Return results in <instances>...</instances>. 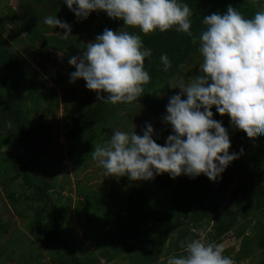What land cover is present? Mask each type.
Returning a JSON list of instances; mask_svg holds the SVG:
<instances>
[{
    "label": "rangeland",
    "instance_id": "1",
    "mask_svg": "<svg viewBox=\"0 0 264 264\" xmlns=\"http://www.w3.org/2000/svg\"><path fill=\"white\" fill-rule=\"evenodd\" d=\"M183 2L192 11L194 35L203 29L204 16L223 14L228 6L246 18L264 6V0ZM48 16L67 22L71 37L46 26ZM123 28V21L104 12L78 20L63 0H0V39L39 83L19 96L0 94V264H71L39 233L36 215L44 201L24 185L11 157L51 199L42 227L86 264H166L168 257L184 254L181 241L193 239L222 244L235 264H264V136L249 138L213 108L214 119L228 131L230 153L243 149L215 182L166 173L151 181H117L91 158L113 131L142 136L146 124L163 146L172 134L162 119L166 105L180 94L169 82L199 75L202 63L183 33L144 36L126 27L152 51L145 59L150 82L132 104H100L85 81L70 82L75 68L68 59L81 56L105 29ZM162 54L172 64L167 73Z\"/></svg>",
    "mask_w": 264,
    "mask_h": 264
},
{
    "label": "clouds",
    "instance_id": "2",
    "mask_svg": "<svg viewBox=\"0 0 264 264\" xmlns=\"http://www.w3.org/2000/svg\"><path fill=\"white\" fill-rule=\"evenodd\" d=\"M256 4L258 0H248ZM78 20H86L94 12L123 21L125 28L138 29L144 36L174 30L190 38L202 57L199 75L170 80L179 89L169 98L163 121L172 134L163 146L157 144L154 129L145 125L143 135L113 131L109 140L96 145L90 154L108 177L117 181H151L168 174L176 179L206 176L217 181L240 153L231 152L228 131L213 117L228 116L236 129L249 138L264 136V6L251 18L228 6L225 13L203 17V29L194 35L192 11L183 0H63ZM43 23L63 29V38L71 37V27L56 16L45 17ZM123 28L118 32L105 29L94 42L87 44L79 57H69L75 68L70 82L83 80L88 90L96 93L100 104L113 106L132 104L143 96L150 82L145 59L152 51L141 36ZM163 71L172 64L166 54L160 56ZM183 68V65H180ZM183 253L170 256L166 264H235L224 246L200 239L181 241Z\"/></svg>",
    "mask_w": 264,
    "mask_h": 264
},
{
    "label": "trees",
    "instance_id": "3",
    "mask_svg": "<svg viewBox=\"0 0 264 264\" xmlns=\"http://www.w3.org/2000/svg\"><path fill=\"white\" fill-rule=\"evenodd\" d=\"M167 56L170 60L169 54ZM38 88V81L29 77V72L26 67L16 60L15 56L3 45L0 39V94L19 96L24 91L36 90ZM14 115L17 117L18 113L14 112ZM10 163L21 175L24 185L27 186L37 198L44 201V205L36 215L39 233L51 246L61 251L71 264H86L87 262L81 260L67 244L60 243L50 238L46 230L42 227V218L50 209L51 199L42 187L35 184L32 176L27 172L23 163L13 157L10 158Z\"/></svg>",
    "mask_w": 264,
    "mask_h": 264
}]
</instances>
